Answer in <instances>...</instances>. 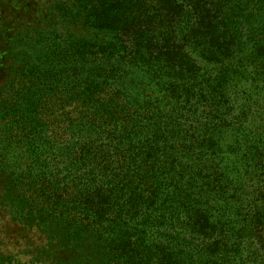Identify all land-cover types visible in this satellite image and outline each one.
<instances>
[{
    "label": "trees",
    "instance_id": "16d2710c",
    "mask_svg": "<svg viewBox=\"0 0 264 264\" xmlns=\"http://www.w3.org/2000/svg\"><path fill=\"white\" fill-rule=\"evenodd\" d=\"M14 1L0 264L264 259V0Z\"/></svg>",
    "mask_w": 264,
    "mask_h": 264
},
{
    "label": "rangeland",
    "instance_id": "374dc122",
    "mask_svg": "<svg viewBox=\"0 0 264 264\" xmlns=\"http://www.w3.org/2000/svg\"><path fill=\"white\" fill-rule=\"evenodd\" d=\"M10 1L11 0H0V26L6 27L7 33L16 29L24 17L23 12H21V15L18 16L14 12L13 9L9 10ZM12 1L15 3L14 0H12ZM4 22L7 23V25H5ZM1 49H2V51H1ZM1 49H0V55L8 52V48H6L5 46L2 47ZM12 59H14V58L11 57L10 61H12ZM9 74H10L9 65H6V64L0 65V79H6V77H8ZM11 160H12V158L9 159V162H8V163H10L9 166H11ZM3 166L4 165L2 164V158H0V191L1 190L3 191L5 189V185H6L5 178H3V174H2ZM262 179H263V183H264V173L262 175ZM248 186H250L249 182H248ZM262 189L264 191V188H262ZM256 195H254V194L250 195V193H249L248 197H250L253 200V197ZM8 210H9V208H8ZM0 214L4 215V213L1 210H0ZM21 228H23V227L19 222L15 221V220L11 221L10 218L6 215H4L2 217V219H0V243L2 242L1 243L2 246L9 243V247H5L6 249L4 250L6 253H16L18 251L19 247L16 246V242L19 239L18 231L21 230ZM13 245L16 247H14ZM257 254H258V256L263 257L261 251L257 252ZM258 256H254V260L252 259V261H253L252 263L253 264H264L263 263L264 259L261 257H258ZM26 259H28V258H26ZM26 259H24V263L29 264V260L27 261ZM31 264H34V263H31Z\"/></svg>",
    "mask_w": 264,
    "mask_h": 264
}]
</instances>
